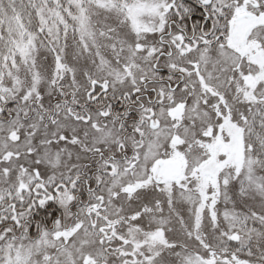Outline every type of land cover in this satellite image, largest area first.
<instances>
[{
    "label": "snow or ice",
    "instance_id": "obj_1",
    "mask_svg": "<svg viewBox=\"0 0 264 264\" xmlns=\"http://www.w3.org/2000/svg\"><path fill=\"white\" fill-rule=\"evenodd\" d=\"M0 264H264V0H0Z\"/></svg>",
    "mask_w": 264,
    "mask_h": 264
}]
</instances>
